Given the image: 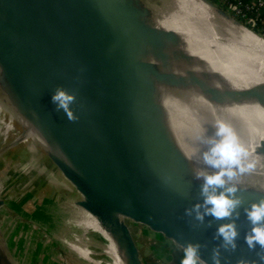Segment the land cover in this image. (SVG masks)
Here are the masks:
<instances>
[{"label": "water", "instance_id": "obj_1", "mask_svg": "<svg viewBox=\"0 0 264 264\" xmlns=\"http://www.w3.org/2000/svg\"><path fill=\"white\" fill-rule=\"evenodd\" d=\"M204 1L251 28L213 0ZM149 11L145 0H0V100L34 115L40 131L61 151L44 147L81 193L77 203L113 234L127 264L144 261L126 219L181 246L206 245L201 256L211 264L212 249L220 243L213 237L225 221L196 227L198 222L185 215L201 199V181L190 175L189 160L167 135L154 97L158 83L172 90L199 85L188 71L167 68L171 59L193 57L178 47L179 34L155 26ZM58 87L76 95L71 107L78 120L70 121L51 102ZM203 93L219 100L211 90ZM257 152L264 153V140ZM237 183L246 205L264 198L263 189ZM5 204L1 195L0 211ZM241 213L239 246L224 252L230 264L258 259L259 246L253 251L245 243L250 225ZM0 264H17L1 239V224Z\"/></svg>", "mask_w": 264, "mask_h": 264}, {"label": "bare ground", "instance_id": "obj_2", "mask_svg": "<svg viewBox=\"0 0 264 264\" xmlns=\"http://www.w3.org/2000/svg\"><path fill=\"white\" fill-rule=\"evenodd\" d=\"M145 2L155 26L179 34L182 40L178 47L193 57V60L171 59L167 68L176 72L188 71L200 86L191 82L186 88L172 90L158 83L154 95L162 108L167 135L189 160L190 175L195 179L194 169L200 166L197 163L198 152L203 147L200 137L205 133L211 134L212 126L222 120L234 128L249 150V160L256 165L252 171L241 175L237 182L264 190V153L257 152V147L264 140V35L233 23L204 0ZM173 48L169 45L168 50ZM145 58L153 59L152 56ZM204 88L216 93L219 100L209 98L203 93ZM229 91L243 94L229 96ZM3 104L0 100V112ZM5 106L11 108L23 131L6 144L0 164V196L9 179L5 175L20 177L8 196L13 199L37 191L42 183L76 189L44 150L45 147L61 154L60 149L40 131L34 115L27 114L15 104ZM10 131H16L12 119L5 130L6 139L10 137ZM21 142H24L25 157L16 162L9 174L7 168L12 153L17 154ZM51 196L38 205V210L47 211L51 216H61L65 229L57 236L69 250L92 264H127L116 238L98 217L97 223L93 222L89 211L77 202H61L57 192ZM91 230L97 232L103 241L91 237ZM68 233L72 236L68 237ZM93 245L99 246L102 253L109 257L108 263L103 258L93 257Z\"/></svg>", "mask_w": 264, "mask_h": 264}, {"label": "clouds", "instance_id": "obj_3", "mask_svg": "<svg viewBox=\"0 0 264 264\" xmlns=\"http://www.w3.org/2000/svg\"><path fill=\"white\" fill-rule=\"evenodd\" d=\"M76 95L69 93L63 87H58L51 97L56 110H63L70 121L79 117L71 105ZM211 134L205 133L200 137L203 145L198 152L199 167L194 169L195 179L201 181L200 201L185 209V215L198 222L196 227H212L214 222L220 223L214 234V239L220 241L212 249L211 264H230V257L224 252H235L238 248L241 209L245 216L249 230L244 236L245 243L250 250L256 251L258 259L241 258L237 264H264V198L248 205L239 193L238 178L250 171L256 165L249 160V150L243 144L234 128L225 121H217ZM211 219H208V218ZM183 258L180 264H209L201 256L202 248L206 245L188 242L183 245Z\"/></svg>", "mask_w": 264, "mask_h": 264}, {"label": "rangeland", "instance_id": "obj_4", "mask_svg": "<svg viewBox=\"0 0 264 264\" xmlns=\"http://www.w3.org/2000/svg\"><path fill=\"white\" fill-rule=\"evenodd\" d=\"M213 1L218 4L217 0ZM7 104L4 102L0 112V142L6 135L5 130L11 119L16 126V131L15 133L10 131V137L4 138L3 143L5 145L23 131L22 124L13 116L11 108L5 106ZM12 154L13 157L7 172L9 174L16 162L25 157L24 142L19 144L17 154ZM7 177L10 180H5L7 184L2 193V197L6 199V204L0 211L1 239L9 249L13 259L20 264H92L69 250L57 236L60 231L65 229L61 216H51L47 211L40 212L38 210V205H41L46 198L49 200L53 192H57L62 198L61 202L66 201V203L77 202L82 198L81 193L76 189L57 188L54 185L42 183L37 191L29 193L25 197L22 194L18 199L8 198L15 188V181L20 177ZM50 203L52 204V202ZM63 205L65 206V204ZM89 214L93 222H96L97 216L90 211ZM126 220L140 248L144 264H180L183 258L181 245L166 238L163 234L152 231L143 223L132 219ZM89 235L96 240L103 241L93 230L89 232ZM67 236L71 237L72 234L68 233ZM92 249L94 250L93 257L103 258L107 263L110 261L109 257L102 253L99 246L93 245Z\"/></svg>", "mask_w": 264, "mask_h": 264}, {"label": "trees", "instance_id": "obj_5", "mask_svg": "<svg viewBox=\"0 0 264 264\" xmlns=\"http://www.w3.org/2000/svg\"><path fill=\"white\" fill-rule=\"evenodd\" d=\"M230 2L238 4L242 12L246 14V16H239L243 22H247V17H256L257 26L255 29L264 32V6L258 9L257 0H226L225 2H221V5L227 7ZM248 6H250V8H248Z\"/></svg>", "mask_w": 264, "mask_h": 264}, {"label": "built area", "instance_id": "obj_6", "mask_svg": "<svg viewBox=\"0 0 264 264\" xmlns=\"http://www.w3.org/2000/svg\"><path fill=\"white\" fill-rule=\"evenodd\" d=\"M225 1L226 0H217L218 4H220V5H221V2H225ZM263 6H264V0H257V8L260 9ZM222 7L224 9H226L227 11H229L234 16H236L237 18H239V19H240V17H239L240 15L246 16V14L242 12L241 8L236 3L230 2L227 5V7H224V6H222ZM248 8H250V6H248ZM246 24L248 26H250L251 28L255 29V27L257 26V19H256V17H247ZM258 32H260V31H258ZM260 33L264 34V32H260Z\"/></svg>", "mask_w": 264, "mask_h": 264}]
</instances>
